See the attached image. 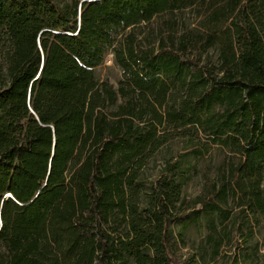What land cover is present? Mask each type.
Here are the masks:
<instances>
[{
    "label": "trees",
    "instance_id": "obj_1",
    "mask_svg": "<svg viewBox=\"0 0 264 264\" xmlns=\"http://www.w3.org/2000/svg\"><path fill=\"white\" fill-rule=\"evenodd\" d=\"M177 221L264 260V0H0V264H185Z\"/></svg>",
    "mask_w": 264,
    "mask_h": 264
},
{
    "label": "rangeland",
    "instance_id": "obj_2",
    "mask_svg": "<svg viewBox=\"0 0 264 264\" xmlns=\"http://www.w3.org/2000/svg\"><path fill=\"white\" fill-rule=\"evenodd\" d=\"M98 75L103 80H109L111 84L117 88L118 80L120 79V72L115 68L112 56H109L105 65L98 69ZM170 147L165 148L162 150V154H159L155 159L149 160V164L145 169V177L148 181H156L162 174L163 167H164V156L168 154H173L177 156L180 151L183 150L184 144L175 143L170 144ZM225 159V155L223 152L217 150L215 152V156L213 159L208 158L202 164L201 172L208 173L213 179L219 170V164L222 163ZM201 175L195 178L188 190L187 195L189 199H195L199 195H203L204 193H208V190L204 187ZM140 207L147 206L151 204L152 197L148 194V192H143L142 197L140 198ZM200 207V206H199ZM109 214L112 218L118 219L122 216L121 209L119 206L114 205L112 209H110ZM172 233L174 234L175 240L178 239V242H175V245L172 247L174 253H176L177 257L180 259L182 263L190 264L196 258H200L201 254H203L204 261L202 260V264H234V252L236 251V247L238 244L236 241L233 242L232 248L225 249L224 253L216 260L212 259L211 248L209 246V242L206 238L205 230L195 224H190L186 227V225L182 221H177L170 227ZM238 232H234L233 236H238ZM222 235H224L222 233ZM259 249L260 253L264 254V234L262 233L259 237ZM264 260L262 258L263 264Z\"/></svg>",
    "mask_w": 264,
    "mask_h": 264
}]
</instances>
